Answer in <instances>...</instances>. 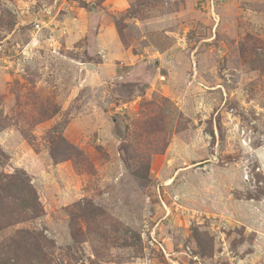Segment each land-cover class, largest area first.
<instances>
[{
    "label": "rangeland",
    "instance_id": "1",
    "mask_svg": "<svg viewBox=\"0 0 264 264\" xmlns=\"http://www.w3.org/2000/svg\"><path fill=\"white\" fill-rule=\"evenodd\" d=\"M0 194L6 264H264V0H0Z\"/></svg>",
    "mask_w": 264,
    "mask_h": 264
},
{
    "label": "trees",
    "instance_id": "2",
    "mask_svg": "<svg viewBox=\"0 0 264 264\" xmlns=\"http://www.w3.org/2000/svg\"><path fill=\"white\" fill-rule=\"evenodd\" d=\"M94 40L95 39L93 38V34L90 35L89 43L91 44V46L95 45ZM26 183L27 182L24 179H22V178L18 179L15 177V179L11 180L12 186L8 185L9 184L8 183V184H6L7 186H5V188H4L5 191H7L8 187H13L15 189H18V190H16L18 192L16 194V196L12 197L13 203H19V204H12L13 207L11 208L10 216L13 218L19 217L25 209H29L31 207H32V209L36 208L35 205H36V202L38 200V197H37L36 193H34L33 195L30 194L32 192V188H31V191H30V186H29V189H27ZM2 193H3V190H2ZM1 194H0V203L2 204L5 201V197ZM29 201L31 203H33L34 205L31 206ZM29 237L31 238V236H29ZM20 239L21 238H19V240ZM19 240L17 242H14V244L12 243V246L10 247L11 249L9 250V252L12 253V257H14L15 260H19L20 253L24 250L23 246L17 245L19 243ZM20 241L22 242V240H20ZM22 245H23V243H22ZM28 245H29L28 248L30 246H32V251L36 257L35 259H37V253L39 252V249H40V242L35 238V239H31L28 242ZM39 253H41V252H39ZM10 259L11 258H8V260H6V258L0 259V264H6L7 261H9V263H10ZM38 260H39V258H38Z\"/></svg>",
    "mask_w": 264,
    "mask_h": 264
}]
</instances>
